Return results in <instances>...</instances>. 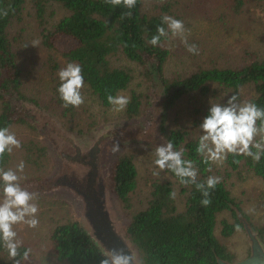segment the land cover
I'll return each mask as SVG.
<instances>
[{"label": "trees", "instance_id": "16d2710c", "mask_svg": "<svg viewBox=\"0 0 264 264\" xmlns=\"http://www.w3.org/2000/svg\"><path fill=\"white\" fill-rule=\"evenodd\" d=\"M27 2L34 7L40 25L46 23L47 11L52 2L62 5L67 11L52 28L44 26L42 30L43 43L49 54L41 62L42 76L33 75L31 80L34 85H43V88H37V92L30 96L24 93L25 80L18 60L22 39L12 35L13 26L22 21ZM144 3V0H138L132 10V17L122 18L127 9L123 6L114 7L105 0H0V9L8 10L6 17L0 15V128L11 129L13 125L21 124L31 131L37 130L40 135L39 138L37 133L29 135L24 132L18 136L21 147L14 148L11 153L6 152L0 160V168L15 170L24 161L23 172L34 170L35 178H40L49 169L47 154L53 149L42 137L40 128L29 119L33 117L31 109L19 106L17 101L28 102L49 112L63 128L72 133L82 132L84 122L79 120L80 106L65 107L60 98L59 70L70 62L81 65L85 78L82 95L89 92L102 106L110 107L108 94L119 95L129 88L134 79L133 71L120 64L124 58L137 63L150 78L152 76L156 88L163 87L160 129L167 141L173 143L174 150L182 148L183 158L194 161L198 169L197 183L204 182L207 187L206 180L214 176V169L212 162L205 163L196 152L199 138L189 140V130L185 127L167 128L166 112L185 94L204 96L215 85L229 90L230 96L238 95V100L242 98L244 90L251 89L254 95L250 101L264 108V59L257 56L241 66L201 68L186 76L167 78L163 72L170 53L164 46L166 38L161 37L160 44L155 47L148 41L157 34L156 29L162 25V17L171 13V5L166 2V5L157 6L153 12L146 13L143 10ZM163 26L167 29V25ZM55 36L68 38L69 47L59 48L53 41ZM32 70L37 72V67L32 66ZM146 97L147 94L132 92L124 116L128 119L141 117ZM210 107L207 104L197 109L199 124L209 114ZM19 109L23 113H18ZM95 123L93 120L91 126ZM260 123L257 121L258 125ZM45 126L48 127V124ZM48 132L53 134L56 130L48 128ZM227 160L233 168H238L243 161L257 176L264 178V155L259 162L249 156L232 154ZM166 171L171 178L153 181L146 205L133 212L139 177L133 152L121 154L112 169L113 189L121 207L130 213L128 231L139 249L142 264H219L218 259L233 261V255L216 234L218 214L228 210L234 218L233 222L222 221L221 233L225 237L231 236L242 226L238 210L249 219L225 182L220 180L215 189L209 190L211 203L204 206L201 204L204 196L195 184L184 185L171 170ZM177 190L183 199L182 209L178 206L177 193L174 199L171 197V193ZM0 194H3L2 181ZM50 240L56 258L66 264H100L101 260L107 259L80 222L72 218L56 224L50 231ZM25 249H29V246L23 243L21 256L16 258L21 260V264L28 262L22 259ZM0 264H14L8 258L2 240Z\"/></svg>", "mask_w": 264, "mask_h": 264}, {"label": "rangeland", "instance_id": "374dc122", "mask_svg": "<svg viewBox=\"0 0 264 264\" xmlns=\"http://www.w3.org/2000/svg\"><path fill=\"white\" fill-rule=\"evenodd\" d=\"M144 1L143 10L146 13H151L157 6H164L168 2V5H171V13L167 15L184 22L187 30L185 33L187 43L189 45L194 44L198 48V54L189 52L181 37H172L169 31V38L164 43L170 52L163 69L167 78L186 76L201 68L241 66L250 63L257 56L264 59V0ZM26 5L22 21L13 26L12 35L22 39L18 60L23 69L24 93L30 96L37 92V88H43V85H34L35 83L31 80V76L40 75L43 70L42 59H47L49 54L43 43L42 30L44 26L52 28L67 11L62 5L52 2L47 11L46 23L40 25L32 4L27 2ZM34 40H38L39 44H33L32 41ZM53 41L59 48L69 47L70 44L68 38L63 39L59 36H55ZM120 64L133 71L134 79L129 88L120 92L119 95L130 98L134 91L137 94H147L143 105V115L139 117L141 119L147 118V116L152 115L154 108L162 106L164 103L162 90L159 87L156 88L152 76L150 78V75L137 63L123 58ZM32 66L37 67V72L32 70ZM230 94L229 90L218 85H215L204 96L197 93L185 94L166 112L167 128L185 127L189 130V140L199 138L202 130L199 127L200 117L196 115L197 109L212 103L226 104ZM252 95H254V91L246 89L238 102L250 101ZM83 96L85 102L80 105L79 120H83L84 128L82 132L77 133L80 134L78 136L81 138L88 137L104 125L128 120L124 116L125 109L115 112L113 111L115 106H102L96 98L90 96L89 92H85ZM18 113H23V111L19 109ZM93 120L96 123L91 126ZM59 121L62 122V119L59 118ZM72 124L74 123L72 122ZM10 131L14 132L17 137L23 135L24 132L29 133V135H33V133L39 135L37 130L31 131L26 125L21 124L13 125ZM256 139L259 140L260 137L258 136ZM156 148L157 146L153 144L134 142L131 145L123 146L121 150V153L133 152L138 166V188L134 193L135 207L133 212L146 205L153 181L171 178L166 169L160 170L155 165ZM47 158L49 169L40 178H35L34 173L36 172L34 170L19 173L22 177L21 186L33 182H45L53 175L57 167L56 154L51 151L47 154ZM212 164L214 176L225 182L231 194L248 216L249 220L247 221L252 228L254 226V231L264 242V178L257 176L243 161L238 168H233L227 159L222 165ZM154 172H159V175H154ZM33 193L36 194V198L31 203H36L39 208L37 213L38 226L36 228H30L26 224L14 226V230L18 233L17 239L22 240L31 249L27 264H66L56 258L50 240V231L56 224L63 223L70 218L77 220L79 218L77 212L80 208L79 204H74L75 201L71 203L67 194L53 193L50 196L46 193ZM176 193L179 209H182L184 206L183 199L178 195V190ZM2 200L3 194H0V202ZM106 204L112 213L116 210L115 205L120 206L118 200L106 202ZM122 210L123 214L129 217L130 213L123 208ZM223 220L234 221L230 211L226 210L218 214L217 237L233 255V261L245 259L249 255L250 247L243 224L231 236L225 237L221 233Z\"/></svg>", "mask_w": 264, "mask_h": 264}, {"label": "clouds", "instance_id": "9594fccd", "mask_svg": "<svg viewBox=\"0 0 264 264\" xmlns=\"http://www.w3.org/2000/svg\"><path fill=\"white\" fill-rule=\"evenodd\" d=\"M112 6H123L127 11L123 12L122 18H131L133 9L138 0H105ZM0 15L7 16V9H0ZM167 25V29L163 26ZM171 36H180L182 42L187 46V50L193 54H198L196 45L187 43L186 28L184 22L172 16L162 17V25L157 26L156 33L148 41L152 46H157L161 42V37L169 38ZM33 44H39L38 40L32 41ZM27 47V45H25ZM60 85L58 92L64 102V106L69 105L79 107L85 102L82 95V89L85 87V78L82 66L77 63H68L58 72ZM238 95L233 94L227 98V103H212L209 114L203 118L199 125L202 134L199 137L196 152L203 157L205 163L209 161L217 165H222L229 154L244 155L251 157L259 162L264 155V108L259 107L251 101H239ZM107 100L110 105L115 106L113 111H123L130 103V98L123 95L113 96L108 94ZM257 121H261L258 125ZM260 137L257 140V137ZM21 141L16 134L10 131L9 127L0 128V160L5 153H11L14 148H20ZM255 149V151H253ZM113 152L119 150V144L113 146ZM184 150H174L172 142L161 145L155 149L156 159L154 163L160 170L169 169L180 183L184 185L195 184L197 190L201 191L204 199L201 204L207 206L211 203L210 189H215L220 182L219 177L209 176L205 183H197L198 169L194 166V161L184 159ZM25 169V162L21 161L15 170L0 168V181L3 182V200L0 202V240L8 253V258L13 260L14 264H21L20 248L23 241L17 239L18 233L14 226L26 224L30 228H36L39 224L37 213L39 211L36 203H31L36 198V194L28 191L21 186L22 177L18 175ZM159 175V172H154ZM171 197H176V192L171 193ZM31 249H25L22 253V259L28 260ZM111 261L109 259L101 260L100 264H132L133 256L123 253L121 250L117 253L113 250Z\"/></svg>", "mask_w": 264, "mask_h": 264}, {"label": "water", "instance_id": "95a60500", "mask_svg": "<svg viewBox=\"0 0 264 264\" xmlns=\"http://www.w3.org/2000/svg\"><path fill=\"white\" fill-rule=\"evenodd\" d=\"M17 104L31 109L33 117L29 119L40 128L57 158V167L50 178L42 183L33 182L22 187L30 192L50 196L53 193L67 194L71 203L75 201L74 204H79L77 221L107 259L111 261L113 250L117 253L122 250L124 254L134 257L132 264H142L139 249L128 231L130 218L123 214L111 176L115 162L124 153H121L123 146L139 142L159 147L168 143L160 129L162 107L154 108L152 115L147 118L110 123L88 137L81 138L63 128L49 112L22 100L17 101ZM48 128L56 132L50 134ZM116 143L119 144V150L113 152ZM116 200L120 206L115 205L116 210L112 213L106 202ZM237 213L247 232L249 255L239 261L218 259L219 264H264V242L242 213L239 210Z\"/></svg>", "mask_w": 264, "mask_h": 264}]
</instances>
